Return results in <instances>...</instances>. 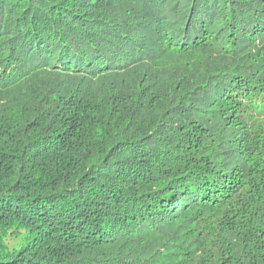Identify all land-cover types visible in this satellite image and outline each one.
<instances>
[{
    "label": "trees",
    "instance_id": "trees-1",
    "mask_svg": "<svg viewBox=\"0 0 264 264\" xmlns=\"http://www.w3.org/2000/svg\"><path fill=\"white\" fill-rule=\"evenodd\" d=\"M0 264H264V0H0Z\"/></svg>",
    "mask_w": 264,
    "mask_h": 264
}]
</instances>
